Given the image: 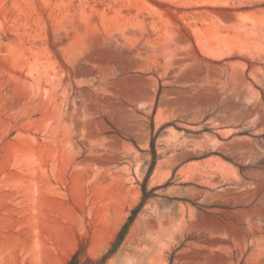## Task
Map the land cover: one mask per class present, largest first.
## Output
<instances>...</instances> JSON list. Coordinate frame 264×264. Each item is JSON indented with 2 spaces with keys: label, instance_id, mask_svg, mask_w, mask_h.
Listing matches in <instances>:
<instances>
[{
  "label": "rangeland",
  "instance_id": "1",
  "mask_svg": "<svg viewBox=\"0 0 264 264\" xmlns=\"http://www.w3.org/2000/svg\"><path fill=\"white\" fill-rule=\"evenodd\" d=\"M264 264V0H0V264Z\"/></svg>",
  "mask_w": 264,
  "mask_h": 264
},
{
  "label": "trees",
  "instance_id": "2",
  "mask_svg": "<svg viewBox=\"0 0 264 264\" xmlns=\"http://www.w3.org/2000/svg\"><path fill=\"white\" fill-rule=\"evenodd\" d=\"M137 211L138 208H134L131 210L130 214L127 216L126 220L115 234L114 239L110 242V246L108 247L107 251L102 254L101 257L92 258L84 251H82L81 247H79L71 254L70 258L68 259V264H104V262L116 252V250L126 237L129 228L137 214Z\"/></svg>",
  "mask_w": 264,
  "mask_h": 264
}]
</instances>
